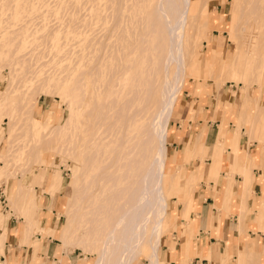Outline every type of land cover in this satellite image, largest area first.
I'll use <instances>...</instances> for the list:
<instances>
[{
	"label": "rangeland",
	"instance_id": "1",
	"mask_svg": "<svg viewBox=\"0 0 264 264\" xmlns=\"http://www.w3.org/2000/svg\"><path fill=\"white\" fill-rule=\"evenodd\" d=\"M219 2H221V10L216 13L213 7ZM90 3V0H0V190L7 206L5 213L0 212V217H3L0 219V229L3 230L4 221L2 220L13 213L19 227L24 230L20 244L25 247L30 246L33 254H38L34 264L42 261L40 253L45 255V246L48 243L49 253L53 254V249L57 247L58 257L60 253L66 256L62 264H72V259L78 260L76 264H92L97 250L80 249L76 243V237H70V229L64 230V234L59 238L62 225L66 221L69 198L73 205L72 214L74 213V217L78 215V203L74 193L77 191L80 196L82 190L84 175L81 161L77 157V151H45L48 146L61 147L63 140L61 133L52 134L48 141L38 142L37 146L31 144L29 140L32 136L33 120L44 127H39L35 132L39 136L35 137L47 139L42 134L50 132L55 125H63L70 116L68 102L72 103L73 110L75 108V121L82 118V107L75 98L74 90L80 60H100L102 55H106V65L115 60H144L141 47L133 50L128 59L125 58L124 45L110 35L111 28L117 23L116 19L108 21L110 29L108 28L106 36L103 37V43L99 45V22L95 16L85 11ZM203 3L202 12L209 14L210 9L212 17L207 14L208 23L198 20L191 27L189 48L194 54L192 56L194 62L192 66L189 64L186 66V75L179 96L189 88L190 91L199 88L200 96L206 92L209 93L210 90L215 92L224 90L230 94L239 92L244 94L246 105L249 107L247 94L264 89V82L260 81V75L264 71V67L261 69V62L263 65L264 60L260 62L257 60L255 65L258 68L256 67L255 72L252 73L253 54L247 53V59L243 64L237 51L242 46L245 49L254 48L257 41L264 39V9L257 10L260 14L255 12L256 20L252 18L254 15L243 17L244 24H240L244 25H242L243 28L238 25L236 29L233 0H194L191 13L199 14ZM260 3L264 4V0H260ZM247 9L244 8L245 11ZM221 11H224L223 15ZM124 18L126 23L127 13ZM241 31L244 34H241ZM257 48L264 49V44L258 45ZM7 52L8 56L10 52L9 57L6 56ZM220 65L222 66L219 67ZM210 67L212 69H209ZM218 69L222 72H220L221 75L217 73ZM68 84H71L73 88L68 93H73L72 98L66 92ZM255 109L259 113L261 106L256 103ZM245 118L244 116L238 118L234 123L235 127L248 125L251 129L248 133L252 136L255 131L254 122H247ZM189 119L193 121L194 118L190 115ZM176 121L182 128L186 126L180 113L173 112L168 122V131L174 128L173 123ZM256 130L259 132L258 129ZM237 132L239 133L238 130ZM201 135L202 131L196 133L195 144ZM168 143L167 136V157L163 180L167 214L161 227L163 233L160 249L172 238V234L177 232V228H180L177 224L180 210L184 220H187L185 216L188 214V203L191 197L194 202L195 192L202 183L201 180L194 189L193 177L198 172L192 167L197 160L189 161L185 172L182 163L179 164L173 160V154L169 156L172 147ZM191 148L195 152L194 147ZM205 162L203 159V163ZM58 178L61 181L59 185H57ZM35 180H39V183ZM171 184L175 186L176 195H171L168 191ZM178 185L182 187L178 189ZM185 185H188L186 189ZM185 191H187V197L183 199ZM47 197H50V204L45 202ZM50 219L54 222L51 227H48L47 222ZM72 223L73 221L69 225ZM152 226L150 221L146 223L147 237L152 232ZM52 227L55 228L52 234L53 239L48 237ZM35 240L37 244L33 248ZM139 250L140 254L132 264H149L151 247L147 240L140 244ZM0 253H2V238H0ZM23 259L17 258L16 264H23V262L30 264V260ZM49 259V262L52 261L51 256ZM43 261L46 262V259ZM2 264L8 263L5 261Z\"/></svg>",
	"mask_w": 264,
	"mask_h": 264
},
{
	"label": "bare ground",
	"instance_id": "2",
	"mask_svg": "<svg viewBox=\"0 0 264 264\" xmlns=\"http://www.w3.org/2000/svg\"><path fill=\"white\" fill-rule=\"evenodd\" d=\"M90 1L85 11L99 22V45L107 34L108 21L116 19L110 35L124 45L125 58L141 47L144 60H115L109 65L105 64L106 55L100 60H80L74 90L82 107V118L75 121V108L68 102L67 121L55 125L50 132L47 129L42 134L47 139H42L36 138L39 134L35 132L44 127L33 120L29 141L37 146L38 142L48 141L52 134L61 133V147L48 146L45 151H77L81 161L82 190L80 196L77 191L74 193L78 215L72 214L69 198L59 238L64 230L70 229L69 235L76 237L80 249H96L92 264H132L140 254V244L147 240L151 247L149 264H158L161 227L167 214L163 180L168 122L183 87L186 66L194 62L189 48L191 27L198 20L208 23V13L202 12L203 3L199 14L193 15L194 0ZM233 6L236 29L244 24L243 17L264 9L260 0H233ZM252 18L256 20L255 15ZM256 43L261 46L264 39ZM256 43L254 48L242 46L237 51L243 64L247 53L253 54L252 73L257 60H264V49L261 51ZM263 65L261 62V69ZM220 72L218 69L221 75L223 71ZM66 89L67 94L73 90L71 84ZM72 94L68 95L72 98ZM60 182L58 178L57 185ZM149 221L153 229L147 237L145 226ZM77 261L71 260L72 264Z\"/></svg>",
	"mask_w": 264,
	"mask_h": 264
},
{
	"label": "crops",
	"instance_id": "3",
	"mask_svg": "<svg viewBox=\"0 0 264 264\" xmlns=\"http://www.w3.org/2000/svg\"><path fill=\"white\" fill-rule=\"evenodd\" d=\"M220 5L221 2L213 7L216 13L221 10ZM208 11L212 17L211 10ZM221 13L223 15L224 11ZM222 55L221 51V58ZM189 89L179 96L174 109L185 120L186 126L182 128L176 121L174 128L168 131V145L172 147L169 156L173 154V160L182 163L185 172L188 162L197 160L192 167L198 172L193 177L194 189L201 180L202 183L195 192L194 202L191 197L188 203L187 220L180 210L177 223L180 228L161 249L159 246L158 264H264V89L247 94L249 107L244 94L239 92L230 94L224 90H210L200 96L199 88ZM257 102L261 106L259 113L255 109ZM190 115L193 121L189 119ZM243 116L245 121L255 124L252 136L248 133L247 124V128L242 125L235 127V121ZM198 131H202V135L195 144L194 137ZM187 187L185 185V189ZM168 191L175 194V186L171 184ZM186 195L187 191L183 199ZM45 202L50 204V197ZM6 208L0 190V212L5 213ZM2 221L0 264L5 261L16 264L17 258L34 264L38 254H33L30 246L20 244L24 230L19 227L14 214ZM53 222L50 219L48 227ZM54 230L52 227L48 237L53 239ZM57 250L55 247L53 254L49 253L48 243L45 255L40 253L42 261L39 264H62L66 256L60 253L58 257ZM49 256L52 258L50 262Z\"/></svg>",
	"mask_w": 264,
	"mask_h": 264
}]
</instances>
